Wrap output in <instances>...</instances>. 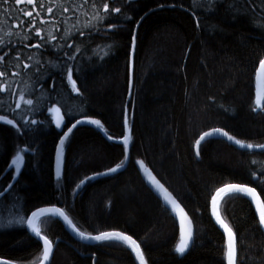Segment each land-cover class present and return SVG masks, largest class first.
<instances>
[{
	"label": "trees",
	"instance_id": "trees-1",
	"mask_svg": "<svg viewBox=\"0 0 264 264\" xmlns=\"http://www.w3.org/2000/svg\"><path fill=\"white\" fill-rule=\"evenodd\" d=\"M107 2L120 6L130 19L113 13L112 23L118 28H111L108 21L97 19L103 11L91 0H35V7L26 0L0 3V55L8 54L0 70L21 72L8 78L11 91H24L34 100V107L19 101L17 109L18 95L0 93L5 101L0 115L14 119L20 129L0 123V189L11 183L13 196L19 197L8 203L0 198V258L33 264L43 248L27 232L26 219L38 208L57 206L86 233L132 235L148 264H222L225 241L210 216L211 197L225 184L237 183L255 187L264 199V152L236 148L219 135L205 138L199 149L196 140L222 128L245 143L264 144V111H253L256 72L264 58V0ZM210 3L214 10H208ZM21 10L33 11L36 28L56 39L39 49L26 47L39 41L29 31L31 25L11 27L16 23L12 17ZM109 45L111 52L105 56ZM16 56L21 65L32 67H16ZM67 68L73 69L80 94L62 75ZM52 106L60 107L64 116L60 128L56 114L48 111ZM46 117L50 125L25 127L28 121ZM84 118L100 120L99 127L116 140L124 137L127 119L131 157L125 159L124 145L107 141L89 125H79L60 151L58 179L60 139ZM29 145L17 177L11 160L17 146ZM121 161L124 167L104 174ZM136 161L144 162L192 221L194 241L184 255L174 251L179 223L151 190L148 174ZM219 209L236 233L238 264H264V232L248 199L231 194ZM21 215L24 224L16 223ZM41 220L42 235L55 247L51 264H136L121 243L83 244L56 218Z\"/></svg>",
	"mask_w": 264,
	"mask_h": 264
},
{
	"label": "snow or ice",
	"instance_id": "snow-or-ice-1",
	"mask_svg": "<svg viewBox=\"0 0 264 264\" xmlns=\"http://www.w3.org/2000/svg\"><path fill=\"white\" fill-rule=\"evenodd\" d=\"M6 0H0V3H4ZM17 4L20 3V0H15ZM85 3H89V0H84ZM216 3L221 2V0H215ZM26 3L28 5H32L35 7V0H26ZM92 6L97 9H102L103 16H98L97 19L101 21H108L109 26L111 28H118V26L114 23H112V14H121L124 16V19H130V17L124 15L122 13V9L120 6H111L107 2V0H102L101 3L97 4L96 0H91ZM163 7V5H161ZM65 12L69 11V8L65 7L63 9ZM208 10H214V4L210 3L208 6ZM252 10H256V6L253 5ZM49 13H51L53 10L49 7L47 9ZM38 14V13H37ZM240 14V13H237ZM29 18V19H25ZM13 20L16 21L14 25L11 27L14 28H20V27H28V25H31V28L29 29L30 32L34 31L35 38H38V43L32 45H25L26 47H35L37 49L44 47L49 39L55 40L56 37L52 35L51 33L48 34V36L42 35V29L36 28V25L34 23V12L31 10H21L19 12L18 17H12ZM41 23H47L46 21H41ZM0 30H3L0 28ZM9 35L12 34L10 31L8 33ZM84 33H81L83 35ZM106 34V33H105ZM32 36H25V40H31ZM135 43V39L133 38V44ZM3 45V41L0 40V46ZM68 47H72L71 45H68ZM79 50V49H77ZM111 52V46H108V51L104 52V55L107 56ZM7 53L4 55H0V62L7 63L6 57ZM65 55H68L65 53ZM75 57L69 56V59H74ZM17 60L16 67H22L24 69H30L32 66L30 64L24 63L21 65L19 61L21 60L20 56H16L15 58ZM29 60H31V56L28 57ZM39 71V69H37ZM21 72H9L7 67H5L3 70H0V93H7V95H18V102L15 104V108L19 109L21 107V104L19 101H22L25 105L30 106V108L34 107V100L31 98H26L25 92L21 91L19 93H14L11 91V84L8 83V78L10 76H21ZM62 75H66L67 81L71 86V89L73 92L79 93V89L77 88L76 80L73 79V69L67 68L65 72L62 73ZM256 79H257V91H256V99H255V108H253V111H264V58L260 59L259 61V67L256 72ZM5 101L0 100V108L3 107ZM9 108L11 106L9 105ZM48 111L51 113L56 114L57 119L55 120V124L57 128H60L64 119V116L60 115L61 108L60 107H49ZM227 111V110H226ZM64 115H71V113H65ZM51 120H49L47 117L44 121H36L31 120L26 122V125H36L38 123L40 124H51ZM85 121L77 120L75 124H72L70 128H68L67 132L63 133V138L60 139V148L62 149L65 140L68 138V134L72 132L74 128L78 124L84 123ZM89 124L101 126L100 120H88L86 121ZM0 123L8 126H12V128H17V124L14 122V119H9L6 115H0ZM125 125H127V119H125ZM20 129L17 128V131ZM214 135H219L226 137L227 140L234 142L235 145H238L241 149H260L262 152H264V144H252V143H245L240 139H237L236 137L229 135L227 131H224L222 128H213L211 131L204 132L203 135L199 137L198 140H196L197 149H199V145L201 144V141H204L205 138L212 137ZM108 139L111 140L112 137L108 136ZM127 144H128V137H124V146L125 151H127ZM31 150V146L29 145L28 148H21L19 146L16 147L14 157L11 160L10 166H14V171L16 176L18 177L22 170V164L25 160V155L27 151ZM197 155H199V150H197ZM127 159V157H125ZM136 163L139 165V168L142 169L145 173L148 174L150 181L156 186V188L159 191L163 192V198L165 201L166 206H170L173 213H175L176 216L179 217V242L175 245L174 251L177 254L184 255L192 245L194 241V232L192 228V221L189 219L187 213L184 211V209L180 206V204L172 197L170 193L167 192L166 189H164L163 185L159 183V181L156 180L154 176L151 175L149 172V169L145 166L143 161H136ZM255 163V161H253ZM124 167V161H121L119 164H117L115 167H111L108 169V173L104 174H110V173H116L119 169ZM100 173H97L99 175ZM253 179H257L256 173H252ZM261 179L260 182L264 183V172L260 174ZM60 177V170H59V164L57 166V178ZM93 177H87L86 179H92ZM84 183L83 180L80 181V185ZM80 185H77L79 187ZM15 192V186L9 183L5 189H0V198L3 199L5 203H8L11 200H19V197H14L13 193ZM261 192H264V189L261 190ZM230 194H238L243 197L248 198V202L251 205L255 206V214H258V224L261 229H264V199L261 198V193H258L255 187H249L245 184H237V183H230L225 184L223 187H220L216 189L215 194L211 197V204H212V215L216 219V223L219 225L220 229L223 230V237H224V250H223V261L222 264H238V240L236 233L233 231L232 227L229 226L228 223L225 222L224 219L221 218L220 213L217 211V203L225 196ZM167 210V208H166ZM25 211H30L28 209H25ZM47 215L51 216H58L62 217L64 221L68 223L69 226L72 227V230L80 237L81 240H92L97 242H109V241H115L122 243L123 245H126L128 249H130L131 254L134 255V260L137 262V264H148V260L145 257V253L141 248V245L133 239L132 235H126L125 233L121 231H101L97 235H92L90 233H86L85 231L79 230L76 225L73 224L72 220L69 219L68 215L65 213V211L62 208L59 207H50V208H38L35 211H31L30 216L27 217L26 223L27 228L30 229L31 233L34 234L37 243L39 241L43 242V251L41 256L37 258L36 261L33 262V264H48L50 256L53 252V242L48 239L46 235H42V230L40 227V223L44 222L41 220L42 217H45ZM12 221H9V224H11ZM18 224H24L25 223V216L21 215L19 219L16 221ZM26 239H31L30 236H27ZM0 264H12L9 260H3L0 261Z\"/></svg>",
	"mask_w": 264,
	"mask_h": 264
},
{
	"label": "water",
	"instance_id": "water-1",
	"mask_svg": "<svg viewBox=\"0 0 264 264\" xmlns=\"http://www.w3.org/2000/svg\"><path fill=\"white\" fill-rule=\"evenodd\" d=\"M256 91H257V79H256ZM81 121H85L84 123H81V124H78L76 127H78L79 125H89L95 129H97L101 134L102 136L107 140V141H110L112 143H115V144H118V145H124V137H128V144H127V159L129 160L130 157H131V154H130V147H129V131H128V124L127 125H124V137L122 139H119V140H116V139H111L109 140L108 139V135L105 133V131L100 128L99 126L97 125H92V124H89L87 123L86 121L90 120V119H79ZM76 121L73 123L75 124ZM72 126V125H71ZM70 126V127H71ZM69 127V128H70ZM75 129V128H74ZM73 129V130H74ZM72 130V131H73ZM67 132V131H66ZM71 133L68 134V136L70 135ZM220 138L224 139L225 141L229 142L231 145L235 146L236 148H239L241 149L238 145H235L234 142L232 141H229L227 140L226 137H223V136H219ZM63 138V136H62ZM242 150H247V151H261L260 149H242ZM60 151H61V148H60V142H59V145H58V148H57V153H56V167L58 165V159H59V155H60ZM248 186V185H247ZM251 187V186H249ZM151 190L159 197V199L161 200V202L166 206L165 204V201H164V198H163V194L157 189L155 188L154 186H150ZM258 192V191H257ZM215 194V193H214ZM213 194V195H214ZM231 195V194H230ZM226 196H229V195H225L223 198H225ZM222 198V199H223ZM222 199L217 203V211L220 213V210H219V206H220V202L222 201ZM248 199V198H247ZM253 208H254V211H255V206L252 205ZM50 207H57V206H47V207H42V208H50ZM60 208V207H59ZM166 208L169 210V212L173 215V217L177 220V222L179 223V217L175 215V213L172 212L171 210V207L170 206H166ZM221 215V214H220ZM210 216L212 218V221L214 222V224L217 226V228L222 232L223 234V230L220 229L219 225L216 223V219L215 217L212 215V204L210 202ZM45 217H53V218H56L58 221H60V223L64 226V228L66 229V231L77 241V242H80V243H83V244H87V245H94V244H98V243H102V242H97V241H92V240H81L80 237L72 230V227L68 225V223L66 221H64V219L62 217H58V216H51V215H47ZM256 217L257 219L258 218V214H256ZM44 218V217H42ZM222 218V216H221ZM223 219V218H222ZM193 228V227H192ZM26 230L27 232L33 237L35 238L34 234L31 233L30 229L27 228V223H26ZM262 231L264 232V229H262ZM193 232H194V229H193ZM128 235V234H126ZM36 239V238H35ZM134 239V238H133ZM115 242V241H113ZM39 243L41 244L42 248H43V242L42 241H39ZM119 243V242H118ZM122 244V243H121ZM126 246V245H125ZM127 247V246H126ZM130 251V249H129ZM54 252H55V247H54V244H53V252L50 256V259H49V262L48 264H51L52 262V259H53V256H54ZM131 253V251H130ZM133 258H134V255L132 254ZM4 259H1L0 258V261H3ZM135 261V260H134ZM137 264V262H135ZM12 264H16L14 262H12Z\"/></svg>",
	"mask_w": 264,
	"mask_h": 264
},
{
	"label": "bare ground",
	"instance_id": "bare-ground-1",
	"mask_svg": "<svg viewBox=\"0 0 264 264\" xmlns=\"http://www.w3.org/2000/svg\"><path fill=\"white\" fill-rule=\"evenodd\" d=\"M132 51H133V49H132ZM131 55H133V53H131ZM255 93H256V81H255ZM150 186H152V184H150ZM226 197H227V196H226ZM226 197H225V198H226ZM225 198H223V199H225ZM223 199H222V200H223ZM210 202H211V201H210ZM221 202H222V201H221ZM221 202H220V203H221ZM219 207H220V206H219ZM219 210H220V209H219Z\"/></svg>",
	"mask_w": 264,
	"mask_h": 264
},
{
	"label": "rangeland",
	"instance_id": "rangeland-1",
	"mask_svg": "<svg viewBox=\"0 0 264 264\" xmlns=\"http://www.w3.org/2000/svg\"><path fill=\"white\" fill-rule=\"evenodd\" d=\"M14 168V166H12ZM151 182V181H150ZM151 184L156 188V186L151 182ZM161 192V191H160ZM162 193V192H161ZM178 242H179V239H178ZM177 242V243H178Z\"/></svg>",
	"mask_w": 264,
	"mask_h": 264
}]
</instances>
